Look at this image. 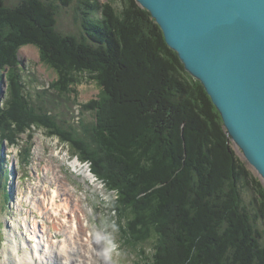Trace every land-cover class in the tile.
Wrapping results in <instances>:
<instances>
[{"label": "trees", "instance_id": "16d2710c", "mask_svg": "<svg viewBox=\"0 0 264 264\" xmlns=\"http://www.w3.org/2000/svg\"><path fill=\"white\" fill-rule=\"evenodd\" d=\"M73 4L79 33L59 27L60 11ZM27 45L56 74L49 97L48 88L38 100L26 91L19 51ZM6 81L0 179L8 173L3 141L17 144L22 133L43 128L93 161L116 193L120 214L143 220L138 224L155 238L150 253L141 249L145 264H264V181L237 153L202 83L136 0H0V88ZM85 81L100 88V98L88 102L96 121L89 131L66 121L63 127L56 117L69 107L58 116L51 108L60 99L75 101ZM248 191L256 195L253 204Z\"/></svg>", "mask_w": 264, "mask_h": 264}, {"label": "rangeland", "instance_id": "374dc122", "mask_svg": "<svg viewBox=\"0 0 264 264\" xmlns=\"http://www.w3.org/2000/svg\"><path fill=\"white\" fill-rule=\"evenodd\" d=\"M99 1L103 4L109 2V0ZM7 2L12 4L17 0H7ZM114 5L119 8L117 3ZM58 20L59 27L63 31L79 33L76 4L63 8L58 15ZM19 57L24 70L23 80L27 84L26 91L32 94L33 99L38 100L43 89L48 88V97L53 94L49 88L53 80L56 79V74L42 62L38 48L33 45L24 46L19 51ZM7 85V81L1 84L0 102L5 99ZM76 91L78 97H75V101L74 97L71 102L60 99L61 104L51 108V113L58 116L62 114V107L63 109L69 107L67 112L63 111L65 117H56L57 119H55L63 127L64 124L66 125L64 123L66 121L69 127L73 125L80 131L84 127V131H89L90 125L96 121L97 115V111L92 109L89 103L100 98V88L92 81H85L77 86ZM55 101L59 100L56 98ZM82 104H87L86 108H82ZM83 143L78 142V145L85 148ZM6 153L12 178L8 182L10 192L8 202L5 201L3 189H0V264H5L6 257H9L10 262L15 264L18 260L17 253L14 251L15 246H20L19 254H21L23 252L22 243L33 239L25 227V220H28L31 228L35 223L41 227L47 223L50 229L53 219L49 220L48 213L41 214L35 201L39 198L42 199L45 192L50 194L52 191L50 187L56 186L57 180H62L64 187L71 189L82 200L86 212V223L84 224L89 228L93 238H102L103 249H98L99 262L105 264L103 262L107 260L112 264H135L136 262L145 264L146 253L144 254L141 249L144 247L145 251L150 253L151 246L149 244L155 238L149 234L146 227H141L138 224L143 221L141 218L133 213H124L121 209L122 206L120 214L116 193L109 190L110 188L108 189L104 183L106 180L101 179L100 175L94 172L96 166L92 160L81 159L68 141L58 135H49L45 129H34L32 136L28 131L22 133L18 137L17 144H11ZM237 153L241 155L240 152ZM75 159L79 161L78 169L71 165ZM80 169L83 171L84 169L89 171L93 169V173L96 174V182H91L85 176L87 171L83 173L79 171ZM250 170L264 181L255 170L252 168ZM245 198L253 204L256 195L254 192L248 191ZM134 208H138V206L136 205ZM82 212L84 211L82 210ZM260 227L264 229V224L260 223ZM52 232L55 235V231L52 230ZM165 263L166 259L162 264Z\"/></svg>", "mask_w": 264, "mask_h": 264}, {"label": "water", "instance_id": "95a60500", "mask_svg": "<svg viewBox=\"0 0 264 264\" xmlns=\"http://www.w3.org/2000/svg\"><path fill=\"white\" fill-rule=\"evenodd\" d=\"M204 86L234 148L264 179V0H136Z\"/></svg>", "mask_w": 264, "mask_h": 264}, {"label": "bare ground", "instance_id": "6f19581e", "mask_svg": "<svg viewBox=\"0 0 264 264\" xmlns=\"http://www.w3.org/2000/svg\"><path fill=\"white\" fill-rule=\"evenodd\" d=\"M78 164L77 159L71 162L75 169H78ZM79 171L83 173L87 171L85 176L91 182H96V174L92 170ZM55 185L50 187L52 189L50 194L45 192L42 199L35 201L40 213H48L49 220L53 219L50 229L47 223L41 227L35 222L31 228L28 220H25V227L29 229L28 232L33 239L31 238L32 243L30 239L22 243L21 254L20 246H15L14 251L18 257L15 264H94L93 262L100 264L98 249H103L102 238H93L89 228L84 224L86 212L82 200L71 189L65 188L62 180H57ZM52 230L55 231V235ZM4 262L12 264L9 257H6Z\"/></svg>", "mask_w": 264, "mask_h": 264}]
</instances>
